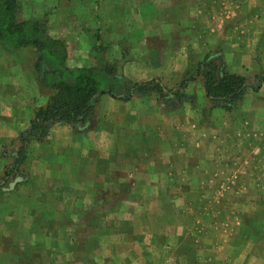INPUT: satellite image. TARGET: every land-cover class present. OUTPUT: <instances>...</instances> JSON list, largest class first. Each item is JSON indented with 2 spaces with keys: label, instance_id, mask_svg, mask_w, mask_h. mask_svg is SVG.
I'll use <instances>...</instances> for the list:
<instances>
[{
  "label": "crops",
  "instance_id": "obj_1",
  "mask_svg": "<svg viewBox=\"0 0 264 264\" xmlns=\"http://www.w3.org/2000/svg\"><path fill=\"white\" fill-rule=\"evenodd\" d=\"M121 2L122 0L119 3ZM218 2H221L225 11L230 12V19H223L221 12V17L218 12L212 14V10L220 9ZM125 3L133 4V13L124 12V20L135 22L140 31L137 41L130 48L125 46L117 61L126 55L122 71L134 82L156 78L168 88H177L188 74L197 73L200 61L211 51L221 55L227 71L244 74L257 67L254 60L255 47L260 38L249 37L254 44L245 46L244 43L236 41V36L229 31L236 26V21H243L244 27L248 26V23H253L255 28L258 25L263 27L264 0H125ZM207 21L221 22L218 29L210 25L207 30ZM225 21L235 22L228 25ZM163 31L174 32L175 35L167 37L171 42L162 43L159 47L151 39L163 38ZM252 33L254 31H247L248 36ZM0 46V177H4L6 166L14 162L13 154L19 149L20 133L30 127L37 111L47 105L55 89L42 85L39 77L35 79L29 66H24L17 60L18 55L15 52L20 48L9 51L1 44ZM190 50L200 56L192 64ZM174 56L176 57L173 59ZM104 58L108 61L107 56ZM67 65L92 66L69 63L68 55ZM189 83L185 88L189 97L174 100L173 106L176 108L171 109H167V103L158 100L154 92L148 95H134L127 100L112 97L108 93L103 94L89 117L86 130L56 121L51 125L44 140L31 141L29 165L22 173V180L16 183L14 188L5 189L16 176L0 190V239L6 238L5 242L0 240V264H47L46 259L52 252L51 249L61 250L62 245L64 246L63 237L70 233L73 235V231L75 235L78 234L80 227L86 225V231L82 233L85 234L89 246L97 232V229L88 232V226H92L90 221L94 216L92 211L102 212L103 218L105 213L108 215L125 206V203L140 202L139 197L142 195L138 190L135 191V187L142 185L140 175L144 168L143 161H149L147 156L158 152L157 147H154L155 138L160 135L165 138L168 132L175 130L176 125L186 124V115H182V107L186 104L195 108L201 116H192L191 110H186L190 116L188 123L192 121L194 125L199 121L209 120L212 112H225L223 124L216 121L219 126L213 135L217 143L214 144L215 162L223 164L226 161L224 155L230 150V162L237 163L240 135L254 143L252 136L258 133L252 130L230 134L232 130L227 128V120L232 114L226 111L237 108L242 111L251 109L254 101L251 100L250 91H247L244 100L236 108L228 110L212 105L206 113L203 111L206 110L204 107L193 105L197 98L193 92L187 91ZM263 89L264 84L261 90ZM200 95L202 99L207 98L204 84ZM199 97L201 99V96ZM254 100L264 104V100ZM259 117L264 128V110ZM212 118L216 120L215 116ZM246 123L249 124L247 121ZM261 134L258 138L262 136L264 145V129ZM207 138L204 140H211L209 135ZM202 142L200 141V150ZM233 149L234 153L231 152ZM262 152L264 154V146ZM111 171L114 172V186H133V192L138 195L133 192L125 196L100 193L99 189L110 185L108 178ZM63 185H68L69 193L60 187ZM107 202L113 203L108 213L102 209ZM96 203H99L97 205L101 208L96 210ZM64 205L70 208V214L63 211ZM81 216L85 218L84 223L79 220ZM68 219L70 221L65 223L64 220ZM108 228L111 231L100 229L101 240L97 244L102 253L104 251V258L95 259L88 253L82 264H98L97 262L101 261V264H109L110 260L115 264H153L150 255H145V249H163L151 242L149 248L144 247L145 242H139L140 246L134 243L135 238L129 235L127 230H120L115 225ZM70 243H67L66 249L68 245L70 250L75 248L74 251L81 252V249H84L75 247L72 240ZM139 248L141 250H138ZM90 250H93L92 246ZM52 255L54 257L48 264H76L78 260L73 257L65 258L62 253L50 254ZM69 260L72 262L67 263Z\"/></svg>",
  "mask_w": 264,
  "mask_h": 264
},
{
  "label": "rangeland",
  "instance_id": "obj_2",
  "mask_svg": "<svg viewBox=\"0 0 264 264\" xmlns=\"http://www.w3.org/2000/svg\"><path fill=\"white\" fill-rule=\"evenodd\" d=\"M119 2L120 0H18V18L24 20L36 17L46 20L49 32L66 42L69 63L96 65L95 56L101 51L112 64L121 56L125 46L130 48L137 41V34L140 31L135 22L125 21L123 18L124 12L133 13V4H126L125 0ZM218 4L220 9L212 10V14L218 12L220 16L221 12L223 19H230V12L224 10L221 2ZM215 5L217 6L216 3ZM220 22L207 21L206 26L209 25L207 30L210 29V25L218 29ZM234 22L225 21L228 25ZM242 23L243 21H236V26L229 31L234 37L236 36V41L250 46L254 44L250 38L256 36L260 38L255 47L254 60L257 67L243 74L252 75L259 71V68H264V26L258 25L255 28L253 23H248V26L244 27ZM248 30L254 33L248 36ZM162 34L163 38L156 37L158 38L156 42V38L151 39L159 47L162 43L171 42L169 36L174 32ZM93 48L96 50H92ZM190 52H192L190 54L192 64L198 60L199 55L191 50ZM15 53L18 55L17 60L24 66H29L37 80L39 71L35 66V49L32 46H25ZM202 85L203 77L198 75L195 80L190 81L187 91L193 92L197 98L193 105L196 104L198 108L204 107L206 110L203 111L207 113L212 105L208 98L202 99L200 95ZM261 89L262 87L258 91L248 89L251 100L254 101L251 109L242 111L237 108L226 111L232 114L227 120V128L233 132L230 134L234 135L239 131L247 133L252 130L258 133H254V136L250 134L254 138V143L240 135L237 163L230 162V150L224 155L226 161L223 164L215 162L214 144L217 143L213 135L218 130V123L223 124L225 112H212L209 120L199 121L194 125L192 121L188 123L190 116L186 110H191L192 116L199 113L186 104L182 107L184 113L182 115H186V124L176 125L175 130L168 132L165 138L161 135L155 138L154 147H157L158 152L147 156L150 158L149 161H143L144 170L142 169L140 175L142 185L135 187V191L138 190L142 195L139 197L140 202L125 203V206L112 213L108 212L113 203H105L102 209L108 215L105 213L102 218V212L91 213L94 216L90 221L92 226H88V232H94L96 229L97 232L94 235L95 239L89 242V246L85 234L82 233L86 231V225L80 227L78 234L75 235L73 231V235L70 233L64 236L63 248L51 249L50 254L62 253L65 258H77L76 264H82L88 253H91L95 259L101 257L102 260L104 251L102 253L97 246L98 241L101 240L99 231L100 229L111 231L108 226L115 225L120 230H127L129 235H133L136 240L134 243L140 246L139 242H145L144 247L149 248L151 242L163 248L145 249V255H150L153 264H264V154L262 152L264 145L262 136L258 138L264 129L259 117L263 113L264 104L254 100H264V89ZM155 95L158 96L156 93ZM162 101L167 103V109L176 108L170 104L171 100ZM212 116H215L216 120H213ZM180 120L183 122L182 117ZM246 121L249 122L246 123L248 126L245 124ZM208 131L211 133L208 134ZM208 135L211 140H204ZM231 152L234 153L235 149ZM28 157L21 165L22 170L12 173L7 182L1 183L2 186H7L16 176H22L29 165ZM113 175L114 172L111 171L108 178L110 185L99 189L100 193L125 196L133 192V186H114ZM60 187L63 191H68L69 188L68 185ZM133 194L138 195L137 192ZM97 204L99 203L95 205L98 206ZM99 208L101 207H96V210ZM62 209L70 214L67 205ZM79 220L85 222L83 216ZM69 221L70 219L64 220L65 223ZM71 221L75 223L74 220ZM107 238L106 234L105 240ZM0 240L5 242L6 238ZM70 240L75 242V247L84 249H81V252L74 251L75 248L70 250ZM67 243H70L68 249H66ZM57 245L61 244L57 243ZM91 246L93 250H90ZM50 254L46 259L47 264L54 257V254L52 256ZM70 262L72 261L69 260L67 263ZM109 262L115 264L113 260ZM97 263L101 264L102 261Z\"/></svg>",
  "mask_w": 264,
  "mask_h": 264
},
{
  "label": "trees",
  "instance_id": "obj_3",
  "mask_svg": "<svg viewBox=\"0 0 264 264\" xmlns=\"http://www.w3.org/2000/svg\"><path fill=\"white\" fill-rule=\"evenodd\" d=\"M0 44L9 51L32 46L40 82L55 89L47 105L37 111L30 127L20 133L19 149L13 154L14 162L6 166L4 177H0V190L2 182H7L12 173L22 170L30 142L44 140L54 122L62 121L86 130L89 117L103 94L127 100L134 95L154 92L158 94V100L169 99L173 105L174 100L189 97L185 88L190 81L202 75L205 94L211 105L231 110L242 103L249 88L258 91L264 84V68L252 75L227 71L218 52L207 54L200 61L197 73L188 74L177 88H168L156 78L132 81L122 71L126 55L110 64L99 51L100 54L95 56L96 65L69 67L66 42L49 32L44 19L20 20L18 0H0Z\"/></svg>",
  "mask_w": 264,
  "mask_h": 264
},
{
  "label": "water",
  "instance_id": "obj_4",
  "mask_svg": "<svg viewBox=\"0 0 264 264\" xmlns=\"http://www.w3.org/2000/svg\"><path fill=\"white\" fill-rule=\"evenodd\" d=\"M22 180V176H17L10 184L8 188L5 189H12L14 188V186L16 185V183H18L19 181Z\"/></svg>",
  "mask_w": 264,
  "mask_h": 264
}]
</instances>
